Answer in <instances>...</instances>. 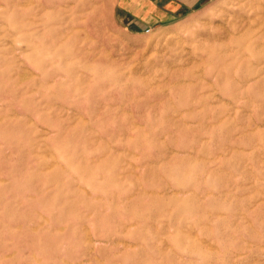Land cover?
I'll return each instance as SVG.
<instances>
[{"label":"rangeland","instance_id":"obj_1","mask_svg":"<svg viewBox=\"0 0 264 264\" xmlns=\"http://www.w3.org/2000/svg\"><path fill=\"white\" fill-rule=\"evenodd\" d=\"M109 8L0 0V264H264V0Z\"/></svg>","mask_w":264,"mask_h":264},{"label":"crops","instance_id":"obj_2","mask_svg":"<svg viewBox=\"0 0 264 264\" xmlns=\"http://www.w3.org/2000/svg\"><path fill=\"white\" fill-rule=\"evenodd\" d=\"M209 0H109L111 20L131 35L179 25Z\"/></svg>","mask_w":264,"mask_h":264},{"label":"bare ground","instance_id":"obj_3","mask_svg":"<svg viewBox=\"0 0 264 264\" xmlns=\"http://www.w3.org/2000/svg\"><path fill=\"white\" fill-rule=\"evenodd\" d=\"M263 14H264V10H263ZM262 23L264 24V18H263V21H262ZM247 25H248V24H247ZM261 28H262V27H261ZM221 30H222V29H221ZM232 30H235V29H234V27H233V29H232ZM222 31H223V30H222ZM224 31H226V32H227V31H228V30H227V28H226ZM226 32H225V33H226ZM216 36H217V34H216ZM220 36H222V34H219V35L217 36V38H219ZM217 38H216V40H217ZM261 50H262V48H261ZM263 50H264V49H263ZM243 77H244V76H243Z\"/></svg>","mask_w":264,"mask_h":264}]
</instances>
